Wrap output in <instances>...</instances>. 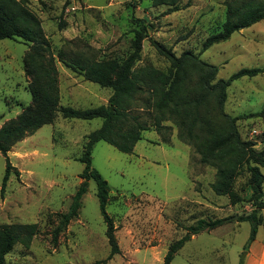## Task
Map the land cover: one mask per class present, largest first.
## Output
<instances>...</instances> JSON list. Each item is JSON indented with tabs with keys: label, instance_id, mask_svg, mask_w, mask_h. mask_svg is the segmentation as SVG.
<instances>
[{
	"label": "rangeland",
	"instance_id": "rangeland-1",
	"mask_svg": "<svg viewBox=\"0 0 264 264\" xmlns=\"http://www.w3.org/2000/svg\"><path fill=\"white\" fill-rule=\"evenodd\" d=\"M18 1H25L40 19L56 58L62 51L68 60L79 56L87 61L121 62L132 52L134 18H138L144 19L148 29L137 68H168L169 62L151 40L171 48L177 56L186 50L194 52L218 66L219 78L242 68L264 67V19L202 51L203 42L221 30L229 0H176V11L154 0ZM27 49L23 42L0 41V126L32 102L23 64ZM57 65L65 66L59 61ZM73 77L63 76L60 81L59 75L61 105L88 109L108 104L111 89L85 81L77 73ZM227 95L226 113L247 116L238 121L242 138L258 141L264 132V115H250L264 110V72L233 82ZM101 125L102 119H68L59 113L53 124L44 125L9 152L11 165L20 175L12 170L3 191L6 160L0 154V226H38L30 247L14 246L5 264H95L108 258L107 227L94 180L88 181L78 217L56 243L52 234L82 182L84 164L78 159L86 136ZM164 125L169 130L162 134L154 128L144 132L133 154L104 141L94 146L92 166L110 186L106 210L114 220L121 249L106 264H163L170 244L186 235L188 227L221 218L228 220L221 227L191 236L171 264H239L251 226L238 217L251 213L253 207L248 202L231 205L229 197L216 195L211 188L216 169L201 164L195 149L178 140L177 126L171 121ZM257 148L264 144L258 143ZM261 170L264 175V167ZM245 184L243 175L236 188L247 199L252 192ZM260 214L263 222L251 244L258 248L264 247V211Z\"/></svg>",
	"mask_w": 264,
	"mask_h": 264
},
{
	"label": "trees",
	"instance_id": "trees-1",
	"mask_svg": "<svg viewBox=\"0 0 264 264\" xmlns=\"http://www.w3.org/2000/svg\"><path fill=\"white\" fill-rule=\"evenodd\" d=\"M154 2L156 5L174 6L172 11L178 10L176 0ZM263 19L264 0L227 1L222 28L203 42L202 51L227 41L234 33ZM134 21L137 28L134 30L132 52L123 61H87L79 56L68 60L62 51L57 58L54 56L40 19L27 8L25 1L0 0V41L11 39L28 46L23 64L26 88L32 96V102L19 115L0 127V154L6 160L1 190L5 189L12 170L16 176L20 175L8 156L12 148L44 125L53 124L59 113L68 119H102L101 127L86 136L82 155L78 159L84 164L80 174L82 182L69 210L60 216L52 234L56 243L60 233L78 217L83 196L88 191V181L94 180L110 246L108 258L95 264H106L120 254L121 249L114 220L106 210L110 186L92 166L94 146L104 141L122 153L133 154L144 132L154 128L162 134L169 130L164 122L171 121L178 128V140L195 149L201 164L216 169V178L211 185L214 193L229 197L231 205L248 202L253 207L251 213L238 217L239 222H248L251 226L250 236L240 255L239 264H244L263 222L260 212L264 211V175L261 170L264 167V148H257V144H264V132L259 135L258 141L244 140L238 121L247 116H231L226 113L225 104L228 88L233 82L244 77H256L264 72V67L242 68L228 78H219L218 66L201 60L194 52L186 50L177 56L171 48L151 40L157 53L169 62V66L165 70L153 66L137 68L148 27L144 19L134 18ZM57 61L81 75L85 81L111 89L108 104L88 109L61 105ZM261 115H264V110L250 116ZM243 175L246 176L245 186L252 192L247 199L236 188ZM244 189L243 186L240 191ZM227 220H200L196 226L188 227L186 235L170 244L163 264H171L175 254L191 236L221 227ZM37 231L36 223L0 226V264H5L6 256L17 244L29 248Z\"/></svg>",
	"mask_w": 264,
	"mask_h": 264
},
{
	"label": "crops",
	"instance_id": "crops-1",
	"mask_svg": "<svg viewBox=\"0 0 264 264\" xmlns=\"http://www.w3.org/2000/svg\"><path fill=\"white\" fill-rule=\"evenodd\" d=\"M57 68L59 70L60 81H61V79H62L63 76L67 77L68 79L71 78V79L75 80V77H73V76H75V73H73L72 71H70L67 67H65L63 65L62 66L57 65ZM24 74H25V71H24ZM74 84L75 83H73L72 85H74ZM61 91H62V86H61V82H60V98H61ZM70 97L71 98H76V95L71 93L70 94ZM71 98L68 97L69 100H72ZM149 250L152 251L153 248L152 249H149ZM250 250H251V252H249L247 254V256L245 258V261H244V264H264V247L261 246V247L258 248V247H255L254 245H252Z\"/></svg>",
	"mask_w": 264,
	"mask_h": 264
}]
</instances>
